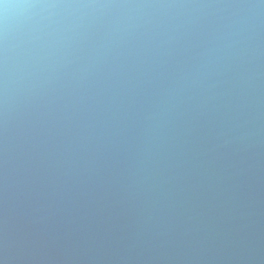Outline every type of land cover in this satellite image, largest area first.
<instances>
[{
	"label": "clouds",
	"instance_id": "1",
	"mask_svg": "<svg viewBox=\"0 0 264 264\" xmlns=\"http://www.w3.org/2000/svg\"><path fill=\"white\" fill-rule=\"evenodd\" d=\"M0 264H264V0H0Z\"/></svg>",
	"mask_w": 264,
	"mask_h": 264
}]
</instances>
